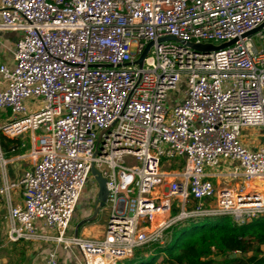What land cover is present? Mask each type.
Segmentation results:
<instances>
[{
    "label": "built area",
    "instance_id": "1",
    "mask_svg": "<svg viewBox=\"0 0 264 264\" xmlns=\"http://www.w3.org/2000/svg\"><path fill=\"white\" fill-rule=\"evenodd\" d=\"M0 29L20 34L0 133L32 143L7 157L0 141L11 242L118 264L182 223L264 218V0H0ZM16 161L31 168L13 178ZM94 170L101 239L72 226Z\"/></svg>",
    "mask_w": 264,
    "mask_h": 264
},
{
    "label": "trees",
    "instance_id": "2",
    "mask_svg": "<svg viewBox=\"0 0 264 264\" xmlns=\"http://www.w3.org/2000/svg\"><path fill=\"white\" fill-rule=\"evenodd\" d=\"M5 140L2 136L4 146ZM185 224L170 231L171 239L164 247L138 249L127 264H149L161 253L165 255L162 264H264V218L241 226L229 217L192 221L183 227ZM150 250L156 255L143 256ZM238 253L240 257H230Z\"/></svg>",
    "mask_w": 264,
    "mask_h": 264
},
{
    "label": "crops",
    "instance_id": "3",
    "mask_svg": "<svg viewBox=\"0 0 264 264\" xmlns=\"http://www.w3.org/2000/svg\"><path fill=\"white\" fill-rule=\"evenodd\" d=\"M9 31L0 29V65H9L13 64V52L14 49L9 50L7 48V41L9 39ZM11 41L16 43V38L11 37ZM2 86V80L0 77V88ZM10 119V113L8 111L0 110V129L1 127L8 122ZM3 134L0 133V141L4 150V153L7 157H14L17 154H27L31 149L32 143L30 135H26L24 138L19 139H10L6 138L5 146L2 142ZM9 141L11 143H9ZM15 150V151H13ZM24 163V164H23ZM31 168V165L28 161H16L11 165L10 170L13 178H17L23 174L27 169ZM95 202L97 200L96 195ZM14 203L20 204L21 197L18 193L14 195ZM7 206L5 199L0 195V264H47L48 254L51 251V245L44 243H34L27 241L11 242L7 236V224L4 220V215L6 214ZM92 211L93 208H92ZM82 222V221H81ZM80 222V223H81ZM79 223V225H80ZM92 223V222H90ZM86 223L84 226L79 228V232L82 236L101 239L105 234L106 226L100 225H89ZM78 225V227H79ZM107 225V224H106ZM73 226V224H72ZM78 227L73 226L74 229ZM59 264H75L71 262L70 259H65V253L60 252L59 255Z\"/></svg>",
    "mask_w": 264,
    "mask_h": 264
},
{
    "label": "rangeland",
    "instance_id": "4",
    "mask_svg": "<svg viewBox=\"0 0 264 264\" xmlns=\"http://www.w3.org/2000/svg\"><path fill=\"white\" fill-rule=\"evenodd\" d=\"M9 36H10L9 39L6 42L7 43V48L9 50L15 49L16 48V43H13L11 41V37L17 39V38L20 37V34L17 33V32H9ZM178 101H179V96H177V95H175V94L172 93L171 105L174 106ZM245 134L246 135H249L248 132H245ZM29 143H31V141H29ZM101 183H102V189H103V192H104L103 194H105V198H107L108 197V192H107V189H106L105 182L104 181H101ZM98 184H97V186H98ZM93 192H94V184H93V181H90L88 183V185H87V188L85 190L84 195L82 196V198L80 200L78 209H77V211L74 214V217H73V220H72L73 226L78 227V225H79V223L81 221H86L87 219H90V218H92L95 215V212L92 211V208L94 210L95 199H96L95 196L93 195ZM108 216H109V214H108V207L107 206H104L103 210L97 215V217L94 219V221L92 223L88 224V226L89 225L106 226L107 221H108ZM189 222H192V221H189ZM189 222H186V224L183 225V227L184 226H188L189 225L188 224ZM221 222L224 225L231 224L230 221H228V220H221ZM168 236H169L168 238H169V241H170L172 234L169 233ZM60 250H61V252H63L62 249H60ZM142 250H145V249H142ZM263 250H264V248H263ZM152 254L156 255L153 251L150 250L147 254H145L143 256L148 257V256H150ZM79 257L81 259V254H79ZM164 257H165V255L163 253H161L159 255H156L155 259L152 260V261H150L149 264H162V261H163ZM134 258L135 257H133L132 259H134ZM68 259H70L71 262H74L75 264H79V261H75L74 259L71 258L70 255L68 256ZM128 261L129 260H127V261L125 260V261H122V262H120L118 264H127Z\"/></svg>",
    "mask_w": 264,
    "mask_h": 264
},
{
    "label": "water",
    "instance_id": "5",
    "mask_svg": "<svg viewBox=\"0 0 264 264\" xmlns=\"http://www.w3.org/2000/svg\"><path fill=\"white\" fill-rule=\"evenodd\" d=\"M166 40H172V41H178L177 38L173 37V36H170V37H167L165 39H162V41H166ZM151 46V45H150ZM149 47H147L145 53L140 57V59L138 60V63L141 65L142 62H143V59L145 58V55H146V52L149 50ZM197 47V46H196ZM93 173L95 175H97V181H98V187H99V193H98V198L95 202V205H94V212H95V215L90 218V219H87L85 222L88 223V222H93L94 219L97 217V215L100 213V210H101V207L104 206V202L106 201L107 198H105V194H103V189H102V183L101 181H104L105 182V185H106V181L104 179L101 178L100 174L94 170ZM107 189V188H106ZM100 204V205H99ZM241 255L238 253V254H234V255H231L230 257L231 258H235V257H240Z\"/></svg>",
    "mask_w": 264,
    "mask_h": 264
}]
</instances>
